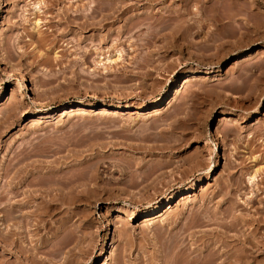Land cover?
Wrapping results in <instances>:
<instances>
[{
	"label": "rangeland",
	"instance_id": "374dc122",
	"mask_svg": "<svg viewBox=\"0 0 264 264\" xmlns=\"http://www.w3.org/2000/svg\"><path fill=\"white\" fill-rule=\"evenodd\" d=\"M55 1L0 0V264H228L264 209V0H110L104 28Z\"/></svg>",
	"mask_w": 264,
	"mask_h": 264
},
{
	"label": "bare ground",
	"instance_id": "6f19581e",
	"mask_svg": "<svg viewBox=\"0 0 264 264\" xmlns=\"http://www.w3.org/2000/svg\"><path fill=\"white\" fill-rule=\"evenodd\" d=\"M4 1H9V0H4ZM20 1H25V0H16V2L17 3H19ZM43 1V0H42ZM42 1L41 0H37V2H36V4H34V10H35V12H36V14L37 13H39V14H41V12L43 13H45V8H44V6L45 7H47L48 6V4H50V3H52V5H57L56 4V1L55 0H53V1H51L50 3H48L47 1H45V3H42ZM58 1V0H57ZM136 1V0H135ZM184 1V0H183ZM46 2H47V4H46ZM5 3V2H4ZM41 4H43L42 6H41ZM125 4V3H124ZM135 5V3L134 4H125V5H122V2L121 1H114V2H111L110 0L109 1H106V0H93L92 1V4L90 5V9H87L88 11V13H87V15L84 13L83 14V16L87 19V22H85V23H87V25L88 26H92V27H103L104 28V26L107 24L106 22H107V20H109V19H111V18H113V19H118L120 16H122V14H124L127 10H130L133 6ZM49 7H51V5L49 6ZM44 8V9H43ZM51 8H53V6L51 7ZM66 9V8H65ZM215 9V8H214ZM80 10V9H79ZM79 10H74V9H72V8H67L65 11H64V17L63 18H65V20H67V22L68 23H72V22H76L75 21V19H77V17H78V15H75L76 13H78V11ZM82 12H84L83 10H82ZM38 14V15H39ZM63 14V13H62ZM82 14V13H81ZM81 14H79V15H81ZM82 16V17H83ZM83 17V18H84ZM179 21V20H178ZM138 23V22H137ZM34 31L35 30H37V28H40V24H41V22H40V19H37L35 22H34ZM76 24V23H75ZM85 27V26H84ZM95 29V28H94ZM173 29V28H172ZM31 35V37L33 36L34 37V34H30ZM32 37V38H33ZM41 41H44V43H46V37H43V36H41ZM261 52V51H260ZM120 53V52H119ZM108 60H111V61H113V59L112 58H110V59H108ZM116 60V59H115ZM114 60V61H115ZM118 60V59H117ZM110 62V61H109ZM239 64V63H238ZM185 78V79H184ZM183 79H184V81H183V83L182 84H180L177 88H176V93L178 94L179 92H180V90L185 86V84L190 80V78H188V77H184ZM175 90V89H174ZM139 105V104H138ZM118 106H122L120 103H119V105ZM155 106V105H154ZM74 110H76L75 108H71L70 110H65L66 112H64L65 114H69V113H71V112H73ZM81 111V110H80ZM10 171V170H9ZM21 171V170H20ZM258 171V170H257ZM17 172V171H16ZM19 172V171H18ZM21 173V172H20ZM258 173V172H257ZM10 174H11V172H10ZM255 174V173H254ZM6 175H7V172H6ZM257 175H253V176H251V177H249L250 178V181H251V183L253 184V183H255V179L257 178L256 177ZM3 177V176H2ZM4 177H5V175H4ZM248 178V179H249ZM46 179V178H45ZM263 179V178H262ZM11 180V179H10ZM10 180H7V181H9V182H6L5 184L6 185H1L0 184V209H2V211L0 210V214H1V212L3 213V214H5L7 217L9 216L10 217V215H13V216H15L13 213L15 212V209L18 207L15 203H13L12 202V198H9V196L10 195H12V196H10V197H17L18 196V194L21 192H18V189H19V183L17 184V182H16V184H15V186L14 185H12L13 183H14V181H10ZM264 180V179H263ZM4 182H5V180H3ZM55 181V180H54ZM249 181V182H250ZM13 182V183H12ZM23 182V181H22ZM240 182V181H239ZM261 182V181H260ZM54 183V182H53ZM257 183H258V181H257ZM257 183H255V184H257ZM4 184V183H3ZM49 183H47V185H48ZM58 184V183H57ZM8 185V186H7ZM20 185H21V183H20ZM51 185H53V184H51ZM53 186H55V185H53ZM264 186V185H263ZM47 187V186H46ZM22 188V187H21ZM67 188V187H66ZM238 188V187H237ZM70 189H73L74 190V188H70ZM70 189H68L69 190V192H70ZM53 190H55V188H53V187H47V188H44V187H42V185H41V197H43L44 199H45V197L46 198H48L47 196H49V198H51L50 199V201H48V200H43V198H42V200L43 201H48V202H51V201H53L54 202V195L55 194H53L52 195V192H53ZM73 190H71V192L70 193H72V191ZM56 191V190H55ZM263 191V190H262ZM260 192V191H259ZM22 193V192H21ZM20 193V194H21ZM54 193V192H53ZM58 193V192H57ZM51 195L53 196V197H51ZM56 196V195H55ZM256 196V195H255ZM253 197V196H252ZM3 199H5L4 201H3ZM14 199V198H13ZM189 199V198H188ZM235 199V198H234ZM233 199V200H234ZM240 199V198H239ZM239 199L237 200V197H236V199H235V203H234V201H233V203L234 204H236V206H232V207H237V209H235V208H233V209H235V210H237V211H240L239 209H238V207L239 206H241L242 204H243V201H242V203H240L239 202ZM251 199V198H250ZM247 200V199H246ZM42 201V202H43ZM185 202H187V198L186 197H182L181 199H180V203H185ZM245 202V201H244ZM249 202V201H248ZM247 202V203H248ZM44 203H46L47 204V202H44ZM232 203V204H233ZM50 204V203H49ZM49 204H47L48 206H49ZM51 204H53V203H51ZM42 205V204H41ZM44 205V204H43ZM42 205V206H43ZM47 205H46V207H47ZM55 205V204H54ZM17 206V207H16ZM44 207V206H43ZM243 207V208H242ZM242 207H240V208H242V209H246L247 211H250V208H252V207H250V204L248 203V204H245V205H243ZM19 208V207H18ZM42 208V207H41ZM47 208H49V207H47ZM46 208V209H47ZM53 208V207H52ZM171 208V205H169V208L168 209H165V211H168L169 209ZM45 209V210H46ZM50 209V208H49ZM261 209V208H260ZM51 210V209H50ZM258 210V209H257ZM262 211H264V209L263 210H259V212H261V213H259L258 212V214H260V215H257V216H255L254 215V218H253V215H251V214H247V213H245V216L246 217H244V215H242V214H240V215H242V216H240V215H236V214H233V215H230V214H227L226 216H227V218L229 217V215L231 216V220L229 219V223L231 224H228V223H226V225L229 227V225H230V227H231V229H234L236 232L233 234V235H229L228 234V232H225V234L224 233H221V235L223 234V238H229V237H232L233 239H235V240H237V241H239V242H242L243 243V248L241 249V252H240V254L238 253V255L236 256V254H237V252H239V251H237V252H235V255H233L231 252H230V250L228 249V245H226L225 244V250L223 249V253H221L222 254V256H224V261L227 259V262H229L230 264H264V230H262L261 231V229L264 227V214H263V212ZM129 212V211H128ZM127 212V213H128ZM249 213V212H248ZM225 215V214H224ZM224 215L222 216L223 218L222 219H225V217H224ZM4 216V215H3ZM12 217V216H11ZM42 217V216H41ZM157 218V216L156 215H152V216H147V217H145V223H151V222H153L155 219ZM226 218V219H227ZM0 220H1V218H0ZM4 220V219H3ZM205 221V220H204ZM210 221V220H209ZM250 221H255L256 222V224H257V226L255 227V228H257V229H259V233L256 235V236H253L252 237V235H254V233H255V228H252L253 226L251 225V228H250V226L248 227L249 229H247L246 227H243V226H245L246 224H248V222H250ZM42 222V221H41ZM226 222H228V221H226ZM1 224H3V223H1ZM5 224V223H4ZM3 224V225H4ZM250 224V223H249ZM252 224V223H251ZM6 225V224H5ZM253 225H254V223H253ZM1 226V225H0ZM10 226H12V225H10ZM44 226V225H43ZM9 227V226H8ZM2 228H4V227H2ZM9 228H11V227H9ZM9 228H7V227H5V229H3V231L2 230H0V236H2V234L4 235V236H7V238H8V236H11V237H13L14 235H13V230L14 229H10L9 230ZM247 230H246V229ZM248 230H251V231H248ZM257 231V230H256ZM33 232V231H32ZM28 234H30V233H28ZM32 236H33V234H32ZM14 238V237H13ZM222 238V239H223ZM254 238V239H253ZM2 239V238H1ZM4 239H6V238H4ZM14 240V239H13ZM13 240H11V242L13 241ZM0 242L2 243H4V244H6L4 247L6 248H8V249H6L7 251H9V252H11L13 249H11V247H12V245H13V243L11 244L10 242V244L11 245H9V243L7 244L6 242L7 241H5V240H0ZM14 242V241H13ZM225 242V241H224ZM43 244H44V242H43ZM42 244V245H43ZM229 244V243H228ZM37 246V245H36ZM10 247V248H9ZM38 247V246H37ZM40 247H41V244H40ZM223 247V246H222ZM39 248V247H38ZM41 249V248H40ZM39 249V250H40ZM213 249V248H212ZM17 251V250H16ZM16 251H13V253H16ZM41 251V250H40ZM209 252V251H208ZM220 254V255H221ZM214 255H216V254H214ZM35 256V255H34ZM210 256V255H209ZM215 258H213V257H211V261L214 259H216V256H214ZM221 257V256H220ZM187 259V258H186ZM209 259V258H208ZM4 262H6V260H3ZM2 260H1V263H4ZM212 263V262H211ZM210 263V261H209V263L208 264H211ZM228 263V264H229Z\"/></svg>",
	"mask_w": 264,
	"mask_h": 264
}]
</instances>
